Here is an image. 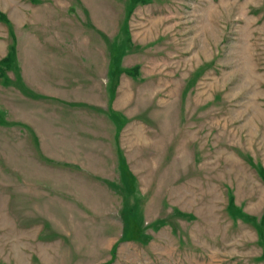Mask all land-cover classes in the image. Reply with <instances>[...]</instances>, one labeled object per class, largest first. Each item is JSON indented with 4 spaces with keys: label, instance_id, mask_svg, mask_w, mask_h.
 Segmentation results:
<instances>
[{
    "label": "rangeland",
    "instance_id": "obj_1",
    "mask_svg": "<svg viewBox=\"0 0 264 264\" xmlns=\"http://www.w3.org/2000/svg\"><path fill=\"white\" fill-rule=\"evenodd\" d=\"M263 173L264 0H0V264H264Z\"/></svg>",
    "mask_w": 264,
    "mask_h": 264
},
{
    "label": "crops",
    "instance_id": "obj_2",
    "mask_svg": "<svg viewBox=\"0 0 264 264\" xmlns=\"http://www.w3.org/2000/svg\"><path fill=\"white\" fill-rule=\"evenodd\" d=\"M1 48H2V46H1Z\"/></svg>",
    "mask_w": 264,
    "mask_h": 264
},
{
    "label": "trees",
    "instance_id": "obj_3",
    "mask_svg": "<svg viewBox=\"0 0 264 264\" xmlns=\"http://www.w3.org/2000/svg\"><path fill=\"white\" fill-rule=\"evenodd\" d=\"M264 174V173H263Z\"/></svg>",
    "mask_w": 264,
    "mask_h": 264
}]
</instances>
